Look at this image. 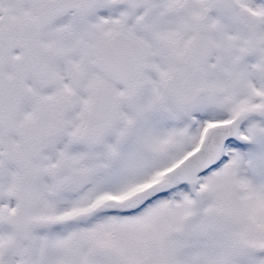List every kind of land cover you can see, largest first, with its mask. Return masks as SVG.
I'll return each instance as SVG.
<instances>
[{
    "label": "snow or ice",
    "instance_id": "6c2138e0",
    "mask_svg": "<svg viewBox=\"0 0 264 264\" xmlns=\"http://www.w3.org/2000/svg\"><path fill=\"white\" fill-rule=\"evenodd\" d=\"M0 264H264V0H0Z\"/></svg>",
    "mask_w": 264,
    "mask_h": 264
}]
</instances>
